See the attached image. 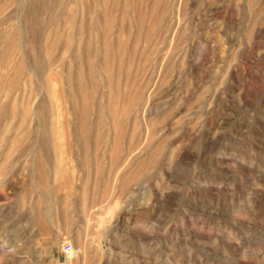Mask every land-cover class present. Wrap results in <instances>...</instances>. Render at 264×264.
<instances>
[{
  "label": "rangeland",
  "instance_id": "374dc122",
  "mask_svg": "<svg viewBox=\"0 0 264 264\" xmlns=\"http://www.w3.org/2000/svg\"><path fill=\"white\" fill-rule=\"evenodd\" d=\"M0 114V264H264V0H0Z\"/></svg>",
  "mask_w": 264,
  "mask_h": 264
},
{
  "label": "bare ground",
  "instance_id": "6f19581e",
  "mask_svg": "<svg viewBox=\"0 0 264 264\" xmlns=\"http://www.w3.org/2000/svg\"><path fill=\"white\" fill-rule=\"evenodd\" d=\"M38 1V0H37ZM49 2V1H48ZM52 2V1H51ZM41 3V2H40ZM42 4V3H41ZM48 4V3H47ZM24 5V4H23ZM40 5V4H39ZM36 7V6H35ZM32 10V9H31ZM36 10V9H35ZM32 15V14H31ZM66 17V16H65ZM36 20V19H35ZM111 21V20H110ZM40 22V21H39ZM106 22V21H105ZM111 24V23H110ZM109 24V25H110ZM104 25V24H103ZM105 25H107V24H105ZM104 27V26H103ZM106 28V27H105ZM109 30V29H108ZM18 31V30H17ZM20 31V30H19ZM21 33V32H20ZM34 32H32L31 34H33ZM24 34V33H23ZM106 34V33H105ZM34 36V35H33ZM108 38V37H107ZM110 40V39H109ZM32 42V41H31ZM34 43V42H33ZM49 47V46H48ZM110 47V46H109ZM112 47V46H111ZM29 48H30V46H29ZM32 48V47H31ZM106 48H108V47H106ZM7 49V48H6ZM45 50V49H44ZM54 50V49H53ZM108 50V49H107ZM106 50V51H107ZM53 52V51H52ZM111 52V51H110ZM54 56V55H53ZM74 57V56H73ZM49 58V57H48ZM36 60V59H35ZM23 61V60H22ZM48 61V60H47ZM103 62V61H102ZM44 63V62H43ZM111 64V63H110ZM35 65V64H34ZM104 65V64H103ZM60 68V67H59ZM54 70V69H53ZM90 70V69H89ZM20 71V70H19ZM83 73H85V72H83ZM133 75V74H132ZM18 77H20V76H18ZM29 77V76H28ZM27 77V78H28ZM15 79H17V78H15ZM56 79V78H55ZM57 83V82H56ZM16 84V83H15ZM14 85V84H13ZM18 85V84H17ZM9 88V87H8ZM80 88V87H79ZM11 89V88H10ZM12 89H14V88H12ZM2 90V89H1ZM81 90V89H80ZM79 90V91H80ZM83 90V89H82ZM88 93V92H87ZM116 93V92H115ZM89 94V93H88ZM117 95V94H116ZM58 96V95H57ZM75 97V96H74ZM117 99H118V97H116ZM55 100V99H54ZM88 100V99H87ZM97 102V101H96ZM6 106V105H5ZM34 106V105H33ZM43 106V105H42ZM42 106H41V108H42ZM73 106H75L74 104H73ZM10 106H8V108H9ZM44 107V106H43ZM84 107V106H83ZM13 109V108H12ZM10 110V109H9ZM24 110V109H23ZM26 110V109H25ZM42 110H43V108H42ZM14 111V110H13ZM35 111V110H34ZM33 111V112H34ZM7 112H8V110H7ZM17 112H19V111H17ZM24 112V111H23ZM26 113V112H25ZM6 114V113H5ZM11 114V113H10ZM18 114V113H17ZM1 115V114H0ZM23 115V114H22ZM26 115V114H25ZM86 115V114H85ZM9 116V115H8ZM24 116V115H23ZM24 118V117H23ZM43 118V117H42ZM42 120V119H41ZM37 121V120H36ZM45 123V122H44ZM40 124V123H39ZM43 126H45L44 124H43ZM86 127V126H85ZM16 128V127H15ZM47 128H48V125H47ZM85 129V128H84ZM86 132V131H85ZM76 137V136H75ZM10 140V139H9ZM155 146V145H154ZM4 150V149H3ZM43 174V173H42ZM48 192V191H47ZM48 194V193H47ZM44 195H45V193H44ZM50 196V195H49Z\"/></svg>",
  "mask_w": 264,
  "mask_h": 264
},
{
  "label": "built area",
  "instance_id": "2783aa9c",
  "mask_svg": "<svg viewBox=\"0 0 264 264\" xmlns=\"http://www.w3.org/2000/svg\"><path fill=\"white\" fill-rule=\"evenodd\" d=\"M72 249H73V246H72V243L70 241H66L63 243L62 250L65 254H71Z\"/></svg>",
  "mask_w": 264,
  "mask_h": 264
}]
</instances>
